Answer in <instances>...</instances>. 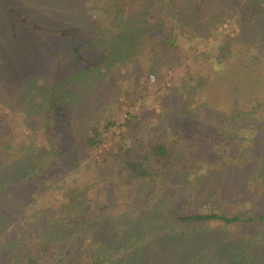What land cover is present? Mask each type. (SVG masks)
I'll list each match as a JSON object with an SVG mask.
<instances>
[{"label": "trees", "instance_id": "16d2710c", "mask_svg": "<svg viewBox=\"0 0 264 264\" xmlns=\"http://www.w3.org/2000/svg\"><path fill=\"white\" fill-rule=\"evenodd\" d=\"M24 5L0 1V264H264V0Z\"/></svg>", "mask_w": 264, "mask_h": 264}, {"label": "rangeland", "instance_id": "374dc122", "mask_svg": "<svg viewBox=\"0 0 264 264\" xmlns=\"http://www.w3.org/2000/svg\"><path fill=\"white\" fill-rule=\"evenodd\" d=\"M2 3H4L5 5H7V4H11V5H13V4H15V7L16 8H18V10H20L21 12H24L25 13V11L24 10H22L21 9V7L20 6H18V5H20L21 3H23V4H25L26 5V1H32V0H18V1H16L15 3H14V1L13 0H0ZM24 5V9H26V6ZM48 10H50L49 9V7H46L45 9H44V12H48ZM27 14V13H26ZM227 26V25H226ZM225 26V27H226ZM210 47L211 46H208V49H210ZM30 47L29 46H27V48H25L24 50L26 51V50H28ZM1 51H3V53H0V65H2L3 64V61H4V59H6L7 58V56H5V52H4V50L3 49H0ZM22 52V51H21ZM22 55H23V53H22ZM31 62H30V60H28V59H26L25 57H23V58H21V63L19 64V65H17V66H20V68L21 69H28V68H30V66H31V64H30ZM30 70H31V72H32V68H30ZM31 72H28L27 74H29L30 76H24L23 77V79H21L20 77H21V75H23V73L24 72H21V71H19V69H18V73H19V81H20V83H26V82H28V80L30 79V77H32L33 76V73H31ZM39 73H35V76H33V77H38L39 75H38ZM149 83H150V87L148 88V93H147V95H145V98H144V100H142V104L144 105L143 106V111H146L147 112V115L149 114L150 115V112H149V107H150V99H153V98H156V96H157V98H159L160 96H162L163 95V88H161L160 90H159V92L160 93H158V95H156V92L157 91H155L156 90V88H155V85H157L158 84V82H157V78L155 77V76H150V78H149ZM38 84V83H37ZM11 88L8 90L9 91V93L11 92L13 95H14V97L16 96L17 97V94H18V92H17V89H16V87L17 86H15V85H13V84H11ZM37 87V89L38 90H40V86H39V84L36 86ZM136 93H134V95H133V98H135V99H138L139 100V98H138V96L140 95L139 94V90L138 89H136V91H135ZM151 97H153V98H151ZM17 102H20V101H17ZM22 103H24V101L22 100V102H21V104ZM155 112H156V114H158V112H159V107L157 106V104H155ZM124 110H125V108H124ZM137 110V109H136ZM148 115V116H149ZM234 152H232V154H230L231 156H234ZM230 155H227V153H224L223 154V156H222V158L223 159H226L227 157L229 158V157H231ZM221 158V159H222Z\"/></svg>", "mask_w": 264, "mask_h": 264}]
</instances>
